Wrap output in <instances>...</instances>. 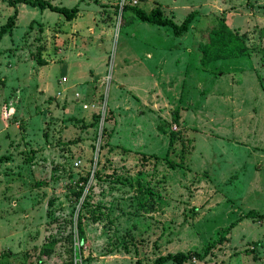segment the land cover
Masks as SVG:
<instances>
[{
    "label": "rangeland",
    "instance_id": "374dc122",
    "mask_svg": "<svg viewBox=\"0 0 264 264\" xmlns=\"http://www.w3.org/2000/svg\"><path fill=\"white\" fill-rule=\"evenodd\" d=\"M47 1L0 39V264H264V0ZM218 17L249 52L203 67Z\"/></svg>",
    "mask_w": 264,
    "mask_h": 264
},
{
    "label": "trees",
    "instance_id": "16d2710c",
    "mask_svg": "<svg viewBox=\"0 0 264 264\" xmlns=\"http://www.w3.org/2000/svg\"><path fill=\"white\" fill-rule=\"evenodd\" d=\"M6 3L13 8L12 14L7 16L5 22L0 25V39L5 34H8L9 31L14 26V19L16 16L15 6L17 4L26 5L32 8H38L40 10H48L49 12L58 14L62 16L65 21H70L74 18L76 14V7L66 8L63 6H55L50 4L47 0H7ZM130 11H132L133 15L137 20L154 24L160 27H167L171 30V34L175 37L183 36L187 30L190 22L193 20L195 15L194 12L188 13L183 20L176 25L171 19H168L163 16L159 7L155 6L148 12L143 11L138 7H129ZM127 10L126 6L121 8V13ZM200 55L199 62L203 67H206L208 64L221 61V60H230V59H238L243 55L249 52V49L246 47L244 34H239L235 31H232L225 24V20L223 17H218L216 19V27L209 31L207 35V40L199 46ZM36 63L39 66H43L45 64L44 61L40 60L38 56L35 58ZM174 117L172 120H175ZM104 129L102 127L100 136H103ZM170 138H173V134L170 135ZM8 157L0 156V163L6 162ZM81 194V189L75 193V196L78 197ZM248 212L247 214H250ZM247 217V215H246ZM259 217L261 219L264 218V213L260 214ZM232 225V224H231ZM76 232L78 243L80 244L83 240V231L80 228L78 219L76 222ZM81 249V245H78V250ZM193 256H197L194 252L182 254H166L164 256H159L154 259L153 264H163L164 262L170 260L177 264H181L188 258Z\"/></svg>",
    "mask_w": 264,
    "mask_h": 264
},
{
    "label": "built area",
    "instance_id": "2783aa9c",
    "mask_svg": "<svg viewBox=\"0 0 264 264\" xmlns=\"http://www.w3.org/2000/svg\"><path fill=\"white\" fill-rule=\"evenodd\" d=\"M136 2H137V0H132V4H135ZM61 81H64V78H62ZM75 96L77 97V94H75ZM81 108H82V109H86V108H87L86 104H81ZM73 166H74V167H77V163L74 162V163H73Z\"/></svg>",
    "mask_w": 264,
    "mask_h": 264
},
{
    "label": "crops",
    "instance_id": "0c3cea01",
    "mask_svg": "<svg viewBox=\"0 0 264 264\" xmlns=\"http://www.w3.org/2000/svg\"><path fill=\"white\" fill-rule=\"evenodd\" d=\"M75 101H77V99Z\"/></svg>",
    "mask_w": 264,
    "mask_h": 264
}]
</instances>
